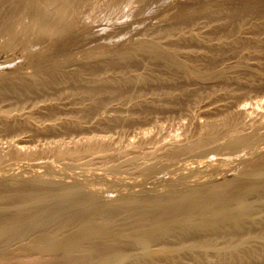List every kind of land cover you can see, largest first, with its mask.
<instances>
[{"label":"rangeland","instance_id":"374dc122","mask_svg":"<svg viewBox=\"0 0 264 264\" xmlns=\"http://www.w3.org/2000/svg\"><path fill=\"white\" fill-rule=\"evenodd\" d=\"M0 264H264V0H0Z\"/></svg>","mask_w":264,"mask_h":264},{"label":"bare ground","instance_id":"6f19581e","mask_svg":"<svg viewBox=\"0 0 264 264\" xmlns=\"http://www.w3.org/2000/svg\"><path fill=\"white\" fill-rule=\"evenodd\" d=\"M242 111H243V110H242ZM260 169H261V168H260ZM259 172H260V171H259ZM256 189H257V188H256ZM259 191H260V190H259ZM242 199H243V198H242ZM240 201H241V200H240ZM218 202H219V201H218ZM220 203H221V202H220ZM235 203H236V202H235ZM214 206H215V205H214ZM213 208H214V207H213ZM219 208H220V207H219ZM209 211H210V210H209ZM213 212H214V211H213ZM232 212H234V211H232ZM216 214H217V213H216ZM216 214H215V215H216ZM212 217H213V216H212ZM203 218H204V217H203ZM203 218H202V219H203ZM216 218H217V217H216ZM226 218H227V217H226ZM205 219H206V218H205ZM230 219H231V218H230ZM232 219H233V218H232ZM214 222H215V221H214ZM211 223H212V222H211Z\"/></svg>","mask_w":264,"mask_h":264}]
</instances>
